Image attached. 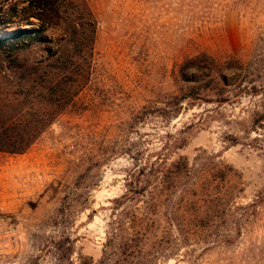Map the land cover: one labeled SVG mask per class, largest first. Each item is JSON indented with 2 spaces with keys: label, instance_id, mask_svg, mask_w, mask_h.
Segmentation results:
<instances>
[{
  "label": "rangeland",
  "instance_id": "374dc122",
  "mask_svg": "<svg viewBox=\"0 0 264 264\" xmlns=\"http://www.w3.org/2000/svg\"><path fill=\"white\" fill-rule=\"evenodd\" d=\"M87 1L93 40L0 48L13 264H264V215L233 228L264 194V0ZM206 57L244 63L229 100Z\"/></svg>",
  "mask_w": 264,
  "mask_h": 264
},
{
  "label": "trees",
  "instance_id": "16d2710c",
  "mask_svg": "<svg viewBox=\"0 0 264 264\" xmlns=\"http://www.w3.org/2000/svg\"><path fill=\"white\" fill-rule=\"evenodd\" d=\"M0 25L5 28H17L9 39L0 40V48L7 43L13 42V44H16L15 41L22 38H34L47 43L49 50L56 47L58 50V48H61L59 43L62 41L76 39L86 34L93 40L97 32V21L87 0H0ZM26 26H28L27 29H25ZM204 59L205 68L209 71L208 78L210 83L214 84L218 98L229 100L226 99V95L229 93L228 90L232 85L239 82L237 72L243 71L242 66L244 63L235 57H231L225 62L212 57ZM188 62L196 64L198 62L202 63V60L194 58L189 59ZM231 73L236 76H232ZM189 82L199 83L197 77H193L192 81ZM255 89H257L256 86L253 87V90ZM187 92V94H183L182 98L176 97L177 100L180 99L178 102L196 98L194 87H187ZM127 196L122 197V202L127 199ZM233 211V228L235 234L240 236L247 223L260 219L264 215V194H260L247 205L236 206ZM203 215H205L203 220L210 219L205 212H203ZM142 237H144V234L138 229L129 241L134 242ZM224 242L231 244L235 240L228 239Z\"/></svg>",
  "mask_w": 264,
  "mask_h": 264
},
{
  "label": "built area",
  "instance_id": "2783aa9c",
  "mask_svg": "<svg viewBox=\"0 0 264 264\" xmlns=\"http://www.w3.org/2000/svg\"><path fill=\"white\" fill-rule=\"evenodd\" d=\"M2 171L7 173V167ZM12 214L10 202L0 201V264H13L20 248L21 228Z\"/></svg>",
  "mask_w": 264,
  "mask_h": 264
},
{
  "label": "bare ground",
  "instance_id": "6f19581e",
  "mask_svg": "<svg viewBox=\"0 0 264 264\" xmlns=\"http://www.w3.org/2000/svg\"><path fill=\"white\" fill-rule=\"evenodd\" d=\"M27 28H28V26L25 27V29H27Z\"/></svg>",
  "mask_w": 264,
  "mask_h": 264
}]
</instances>
